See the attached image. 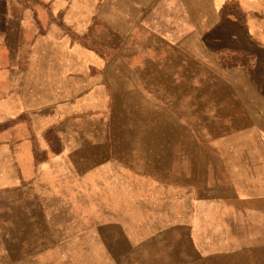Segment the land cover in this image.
Listing matches in <instances>:
<instances>
[{
  "label": "crops",
  "instance_id": "crops-1",
  "mask_svg": "<svg viewBox=\"0 0 264 264\" xmlns=\"http://www.w3.org/2000/svg\"><path fill=\"white\" fill-rule=\"evenodd\" d=\"M0 264H264V0H0Z\"/></svg>",
  "mask_w": 264,
  "mask_h": 264
},
{
  "label": "rangeland",
  "instance_id": "rangeland-1",
  "mask_svg": "<svg viewBox=\"0 0 264 264\" xmlns=\"http://www.w3.org/2000/svg\"><path fill=\"white\" fill-rule=\"evenodd\" d=\"M186 85L183 88L184 96H185V103L183 107L185 109V116L183 118L180 117L178 121L180 123H184V126L190 128L191 131L194 132V135L185 134V143L187 145L186 149V161L189 158H193L200 160V167L194 168L195 171L200 172V176L202 178L203 187L207 183H209L210 178L216 175L218 179L224 178L219 176L222 175L219 173V166L218 163H214L213 159H223L225 158V151L218 150V151H211L210 150V143L214 141L215 143L224 144L225 139L223 140H216L214 134L219 132V126L215 123V120L211 119V107H210V97L211 96H220L226 93L224 86L217 84L214 80L215 72L209 70H203V72H194L186 71ZM179 91L181 88H178ZM176 91V87H170V91ZM193 98H200L201 100L198 102H193ZM182 105V103L180 104ZM176 119L171 118L169 122V126H172V122L174 126H176ZM160 125L161 121H153V125L156 126ZM181 125V124H179ZM187 132V131H186ZM213 132V135H212ZM172 136H170L171 138ZM175 137V136H173ZM215 138V139H214ZM181 141V140H180ZM193 144H201L200 151L196 149L193 151ZM190 145L191 148H190ZM221 147H219L220 149ZM188 170V168L186 167ZM204 190V188H203ZM210 193L209 190L206 193L203 192V197L208 196ZM204 217V216H203ZM124 223V222H123ZM128 223V222H127ZM77 227V226H74Z\"/></svg>",
  "mask_w": 264,
  "mask_h": 264
}]
</instances>
